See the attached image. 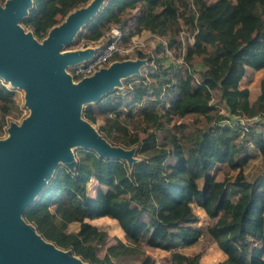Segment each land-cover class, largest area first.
Instances as JSON below:
<instances>
[{"label": "trees", "instance_id": "trees-1", "mask_svg": "<svg viewBox=\"0 0 264 264\" xmlns=\"http://www.w3.org/2000/svg\"><path fill=\"white\" fill-rule=\"evenodd\" d=\"M85 1L33 0L22 22L38 39L44 38L59 23L58 14L66 16ZM137 7L139 13H132ZM115 23L127 25L129 36L151 30L166 39L163 49L174 51L185 63L166 67L158 59L162 73H150L154 80L141 77L129 93L139 106L127 114L133 116L134 125L144 124L141 139L147 158L137 161L130 173L123 160L95 153L91 161L81 158L74 170L61 167L40 199L26 209L25 218L45 239L72 247L98 264L115 263L109 257L99 259L95 248L85 245L94 232L104 234L90 219H111L114 229L125 235L127 243L119 239L124 248L142 243L171 250L208 235L217 243L215 250L226 257L204 262L195 256L188 264H264V174L243 183L232 194L237 198L233 201L226 180H218L213 170L224 163L241 168L250 141L233 122L220 123L225 117L211 114L214 90L220 91L233 115L253 117L256 111H264V77L254 102L249 88L240 85L247 66L264 68V0H109L85 25L84 34L100 38ZM184 30L194 35L185 50L179 38ZM139 56L147 55L139 52ZM197 60L204 62V69H196ZM15 95L0 80V127L16 104ZM125 98L115 95L90 104L84 114L92 121L95 114L104 115L108 131L125 129L118 121L120 108L130 106ZM112 113L116 117L109 116ZM189 113L204 115L212 125L188 128L183 121L171 123L175 116ZM139 138L138 134L132 142ZM92 177L101 185L96 196L87 191ZM194 205L215 219L206 229L197 226ZM73 221L80 223L79 230L67 232ZM250 237L257 240L253 247ZM140 264L156 261L144 253Z\"/></svg>", "mask_w": 264, "mask_h": 264}, {"label": "water", "instance_id": "water-1", "mask_svg": "<svg viewBox=\"0 0 264 264\" xmlns=\"http://www.w3.org/2000/svg\"><path fill=\"white\" fill-rule=\"evenodd\" d=\"M33 0L0 3V76L26 89L30 114L13 122L0 139V264H88L47 241L22 217L52 177L58 162L71 169V146L83 144L107 157L131 158V151L110 144L82 117V105L120 85L121 78L139 72L144 59L114 60L74 82L66 67L90 58L95 47L62 52L102 0L71 13L39 42L19 21Z\"/></svg>", "mask_w": 264, "mask_h": 264}, {"label": "rangeland", "instance_id": "rangeland-1", "mask_svg": "<svg viewBox=\"0 0 264 264\" xmlns=\"http://www.w3.org/2000/svg\"><path fill=\"white\" fill-rule=\"evenodd\" d=\"M92 1L93 0H87L85 2L80 3L74 9H72L66 16H62L58 14L59 23L56 24L55 26L60 25L62 22H64L67 19V17L71 13L88 6ZM108 1L109 0H102V3L98 8V11L95 14H93L84 24L80 26L79 30L75 33L72 40L66 45H64V47L62 48V52L67 50L81 49L82 47L95 45L96 43L99 42V38L93 39L90 37V35L86 36L84 34L85 32L84 28L85 25L89 23V21L94 19L100 13V11L107 5ZM6 2L7 0H3V1L0 0V3L3 7L5 6ZM139 11H140L139 7H137L133 11L131 10V12L135 14L139 13ZM22 19L18 22L19 25H21L26 32L33 33V31L29 27L23 24ZM122 22L125 23L124 21ZM141 32L139 34L141 43L138 44L137 48L134 51L125 55L116 54L113 57V59L110 60V61L126 60V59L134 60L137 58H142L145 61L141 65L140 71L122 77L121 78L122 83L120 85H116L113 89L106 91L100 96V98L83 103L82 112H81L82 117L87 119L93 125V127H95L97 131L110 144L114 146H120L124 149L131 151V158L107 157L105 155H101L98 151H96L94 148L90 146L83 144L72 145L71 151L73 152L76 160L75 166L73 167V169H71L65 162L63 161L58 162L52 177L46 182V184L42 187L40 192L35 196L33 201L22 212L21 215L27 222L29 221L24 216L26 209H28L31 205H33L36 201L40 199L42 193L49 186L55 172L59 168L68 167L69 169L74 170L81 158L85 157L84 160L91 161L92 153H95L100 157L123 160L126 163L130 173L137 161H141L147 158L148 151H144V149L142 148V139H141L145 137V133L143 132L144 124H141L139 126L134 125L133 116L127 114L129 109L132 108V110L135 111L139 106V104L132 101L131 97L129 96V93L132 90V87L136 83H140L141 77L146 76L147 80H151V79L154 80L156 79V77L149 78V76L151 75L150 73H155L157 71H160V73H162V69L159 68L157 63L158 59L159 62L161 60V63H163V65L166 67L169 66L170 64H174L176 66V65H184L185 63L184 61H182V57L180 55L176 56L174 54V51L169 50L167 48L163 49V46L167 45V41L165 38L156 35L155 33L151 32V30L148 29L143 30L142 33ZM34 37L41 43L46 38L44 37L38 39L35 35ZM179 38L181 39V45L183 47V50H185L189 44L194 42V35L186 30L180 33ZM139 52H143L147 56L140 57ZM204 68H205L204 62L201 60H197L196 69H204ZM66 69L67 71L70 70V66H67ZM263 77H264V69H254L248 66L244 76L240 81L241 87L249 88L251 102H254L261 92V81ZM0 80L3 81L9 87L13 88L16 93L15 95L16 104L13 105L10 113L7 115L6 124L3 127H0V139H3L9 135V127L13 122L17 124H21L23 119L30 114V108L26 103L25 88L20 87L18 85H14L10 80H7L5 77L2 76H0ZM73 80L75 79L73 78ZM115 95H121L123 97H126L125 99H127V101L130 103V106H125L120 108L123 112L118 118L120 125L126 128L120 129V128L112 127L108 131L109 127L107 126L109 125V122H107L104 115L95 114L96 119L92 121L85 116L84 109L86 106L90 104H100L101 102L105 101L107 98L113 97ZM211 103L215 105V109L211 111V114L217 117H225L224 120L221 121L222 123H230V120L236 117L230 113V110L227 108L225 101L221 98L219 90L213 91V98L211 99ZM256 115H258V119L252 120L253 124L251 125L252 126L251 131L245 134V139H249L250 141L249 150L244 154V156L247 157L246 163L241 168L240 167L231 168L227 163L218 164V166H216V168H214L213 170L218 180H226L229 193L231 196H233V201H236L237 198L232 194L237 189H239L243 185V183L246 182L252 183L260 179L264 174V141H263L264 111H258V112L256 111ZM109 116L116 117L114 113L110 114ZM182 121L188 123V128H190V126L206 128L210 124L212 125V121L210 123L209 120L206 117H204V115L199 113H189L182 117L175 116L171 123H179ZM138 134L140 137L139 140L132 142V140H134V138ZM161 137L162 134L158 135L159 142L161 140ZM203 181H204L203 178L199 180L201 185L203 184ZM100 186L101 185L98 182V180L95 177H92V180L89 183H87V191L90 195L96 196ZM194 209L199 215V223L197 224V226L201 227V229H206L210 224H212L215 221V219L210 218L206 214V212H204L198 206L194 205ZM29 223L35 227L33 223L31 222ZM92 223L97 226L98 231H101L104 234H100V232L98 233L94 232L92 240L85 245L91 244L95 248L96 256L99 259H104L106 257H109L111 261H113L115 264H140L142 259L144 258V253L153 256L156 261V264H188L189 260L195 256H199L200 259L204 262H217L225 258V255H222L215 250V247H217V243L208 235L201 237L196 243L192 245L189 246L178 245L171 250H163L160 248L144 245L142 243L138 245H134L132 247L130 246L124 248L119 245V239L127 243L125 235L114 229L113 222L111 219H93ZM79 228H80V223L77 221H73L69 223L66 231L77 232ZM47 241L52 242L53 244L58 246L53 241L50 240ZM256 242H257L256 239L252 237L249 238L250 247H253ZM60 248L64 250L72 251L75 256L81 258L83 261H85L88 264H98L97 261H89L83 258L81 255L75 253L72 247L70 248L60 247Z\"/></svg>", "mask_w": 264, "mask_h": 264}, {"label": "built area", "instance_id": "built-area-1", "mask_svg": "<svg viewBox=\"0 0 264 264\" xmlns=\"http://www.w3.org/2000/svg\"><path fill=\"white\" fill-rule=\"evenodd\" d=\"M128 30L127 26L123 23H115L105 30L99 38V42L91 45L96 49L94 54L88 59L70 65L68 72L72 75V78L78 81L83 77L90 76L102 67L108 66L112 62L110 60L116 54L125 55L134 51L138 44L141 43L140 33L129 36ZM234 116L236 117L230 120V122L232 121L235 124L242 136L251 131L252 120L258 119V115L253 117Z\"/></svg>", "mask_w": 264, "mask_h": 264}, {"label": "bare ground", "instance_id": "bare-ground-1", "mask_svg": "<svg viewBox=\"0 0 264 264\" xmlns=\"http://www.w3.org/2000/svg\"><path fill=\"white\" fill-rule=\"evenodd\" d=\"M90 48H91V46H86V47H82L81 49H90ZM73 81L76 82V80H73Z\"/></svg>", "mask_w": 264, "mask_h": 264}, {"label": "crops", "instance_id": "crops-1", "mask_svg": "<svg viewBox=\"0 0 264 264\" xmlns=\"http://www.w3.org/2000/svg\"><path fill=\"white\" fill-rule=\"evenodd\" d=\"M247 67H248V66H247ZM249 67H250V66H249ZM262 69H264V68H262ZM91 196H94V195H91ZM92 220H93V219H90V222H92ZM225 257H226V255H225Z\"/></svg>", "mask_w": 264, "mask_h": 264}]
</instances>
